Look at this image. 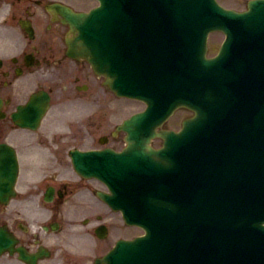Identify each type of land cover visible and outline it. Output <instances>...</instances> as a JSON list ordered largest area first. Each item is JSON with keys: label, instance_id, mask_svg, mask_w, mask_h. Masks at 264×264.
Listing matches in <instances>:
<instances>
[{"label": "rangeland", "instance_id": "rangeland-1", "mask_svg": "<svg viewBox=\"0 0 264 264\" xmlns=\"http://www.w3.org/2000/svg\"><path fill=\"white\" fill-rule=\"evenodd\" d=\"M220 1V0H219ZM246 1L247 0H221L220 2H223L224 4L228 5V6H232V7H235L237 9H241V8H244L245 5H246ZM72 2L76 3V4H79L76 0H73ZM218 33H214L212 34L211 38H214V37H221V35H219ZM213 46V44L211 45ZM92 88H93V85H92ZM97 88V87H96ZM127 105L125 104V106H123V108H126V111L125 112H122L120 113V110L118 111V114L115 113V110H112L111 111V118H112V124H114L115 122L119 121L121 118L129 115L131 112H133L134 110L140 108V106H142L140 103H136V102H131V101H128L126 102ZM118 105L121 107L123 105V103H118ZM120 109V108H119ZM107 110H104L103 112H101L98 116L95 117V122L96 123H99V122H106V118L108 117V113L106 112ZM110 112V111H109ZM188 112H185V111H178L176 112L175 116L180 118L182 116H184L185 114H187ZM53 114V113H52ZM54 115L51 117L53 118ZM171 120V118L169 119V121ZM91 121H87V122H84L82 123V128L85 130V127H89L91 128ZM170 125V124H169ZM88 130V129H87ZM95 134L93 132H86V131H77L75 133V135L71 136L70 139H68V142L65 143V145L63 146V155L65 154L67 148H69L70 146L72 145H78V146H83L85 147L86 145H91V144H94L95 143ZM119 139V138H118ZM71 143V144H70ZM113 145L114 146H117L118 147V143L116 142V140L113 141ZM77 207L75 208V211H74V214L72 215V218L73 216H76V215H79L81 209L79 208L78 205H76ZM69 208V207H68ZM66 208L65 209V217L67 218V214H71L73 212V210L69 211V209ZM117 229V230H115ZM140 229L139 228H130L128 229V231H125L124 228H121V227H113L112 228V238L114 240V238H116V235L118 233H124V234H129V236L133 235V234H137V233H140ZM119 235V234H118Z\"/></svg>", "mask_w": 264, "mask_h": 264}, {"label": "water", "instance_id": "water-1", "mask_svg": "<svg viewBox=\"0 0 264 264\" xmlns=\"http://www.w3.org/2000/svg\"><path fill=\"white\" fill-rule=\"evenodd\" d=\"M253 3H254V1L252 0L250 2V6H251L250 7V12H248L246 14H238V15H236L235 13H231V15H236V20H237L236 33L241 34V30H245V29L250 30V29H252V26H253L254 22L259 20V18L256 15L257 11L255 10ZM256 6L258 8V7H260V4L258 3ZM185 20H182V21H185ZM80 21H81V19H78L76 21V23L78 24V22H80ZM240 45L243 46L242 43ZM94 51H96V49L91 50L92 54H94L93 53ZM129 123H130V120L126 121V125H128ZM5 171H6V169H4V172ZM9 174H10V177L8 175V177H9L8 180L12 181L11 179H13V173L10 172ZM1 182H2V180L0 179V184H1Z\"/></svg>", "mask_w": 264, "mask_h": 264}, {"label": "flooded vegetation", "instance_id": "flooded-vegetation-1", "mask_svg": "<svg viewBox=\"0 0 264 264\" xmlns=\"http://www.w3.org/2000/svg\"><path fill=\"white\" fill-rule=\"evenodd\" d=\"M13 61H14V64L11 65V66L0 67V83L3 84V85L8 81L6 79V77H8L11 73H13V75L16 76L18 74V70H22L23 66L26 64V59H22L21 61H17L15 59ZM4 222H7V221L0 220V223L3 224ZM19 228H21V227L18 224H16V223H15L14 226H12V230L20 238V242L23 243V244H25V241L27 242L26 239H28V237L24 240V238L20 235V232H22V231ZM17 229H19V230H17ZM31 236L35 237V235H30V237ZM36 236H37V238H39V235H36Z\"/></svg>", "mask_w": 264, "mask_h": 264}]
</instances>
